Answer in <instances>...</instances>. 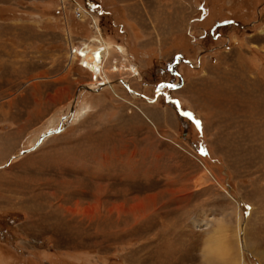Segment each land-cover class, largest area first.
I'll use <instances>...</instances> for the list:
<instances>
[{"label":"rangeland","instance_id":"1","mask_svg":"<svg viewBox=\"0 0 264 264\" xmlns=\"http://www.w3.org/2000/svg\"><path fill=\"white\" fill-rule=\"evenodd\" d=\"M76 1L0 0V264H264V0Z\"/></svg>","mask_w":264,"mask_h":264},{"label":"bare ground","instance_id":"2","mask_svg":"<svg viewBox=\"0 0 264 264\" xmlns=\"http://www.w3.org/2000/svg\"><path fill=\"white\" fill-rule=\"evenodd\" d=\"M74 1L78 4L79 8L82 11H84V12L86 11L84 6L81 3H79L76 0H74ZM91 17L93 18V16H91ZM94 22H95V20H94ZM95 24H96V22H95ZM97 31L99 33H101L102 28L98 27ZM103 45H104V48L100 51V53H102V54L105 53V58H107L110 54L111 49L114 48V44L111 42H106V43L104 42ZM87 61L89 62L90 65L96 66V69H97L96 73L97 74H99L101 72V67L99 66L98 63L94 62L93 55L88 54L87 55ZM237 230L238 231L236 234L238 236V242L240 241L239 247L241 249V248H243L242 233L239 229H237ZM216 233H217V235H216ZM216 233L215 232L211 233V235L208 236V238L206 239L205 249L203 251V256L205 258V262L207 264H226L225 262H223V261H226L227 263L231 262L230 264H233V263L237 264V261H235V259L229 258L232 251L230 249L229 242L227 241L226 237L222 234L223 231L221 229H218ZM224 246L229 247V249L227 251H225L223 249L221 250V248H223ZM224 253H225V255H224ZM240 257H241V255H240ZM238 260L241 261V259H239V258H238ZM241 262H238V264H241Z\"/></svg>","mask_w":264,"mask_h":264},{"label":"built area","instance_id":"3","mask_svg":"<svg viewBox=\"0 0 264 264\" xmlns=\"http://www.w3.org/2000/svg\"><path fill=\"white\" fill-rule=\"evenodd\" d=\"M60 1H61V3L66 2V0H60ZM63 5H64V3H63Z\"/></svg>","mask_w":264,"mask_h":264}]
</instances>
